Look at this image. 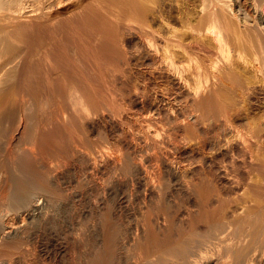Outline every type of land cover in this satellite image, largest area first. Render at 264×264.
<instances>
[{
	"label": "bare ground",
	"instance_id": "obj_1",
	"mask_svg": "<svg viewBox=\"0 0 264 264\" xmlns=\"http://www.w3.org/2000/svg\"><path fill=\"white\" fill-rule=\"evenodd\" d=\"M231 2L0 0V113L9 111L15 145L4 148L1 171L20 169L7 190L0 173V199L26 219L2 242L0 264H32L28 242L56 234L61 208L67 231L80 234L72 254L52 241L57 264H199L210 245L222 264H264V19H246ZM254 7L264 12V0ZM101 124L135 135L130 152L106 154ZM171 136L193 148L173 147ZM26 141L52 159L33 168ZM164 146L176 157L158 156ZM152 161L172 177L166 192ZM62 171L77 185L63 197L52 188ZM128 175L144 189L142 204L126 194ZM214 183L233 193L246 186L255 205L225 221ZM112 187L117 206L107 213L100 194ZM174 221L176 232L157 235Z\"/></svg>",
	"mask_w": 264,
	"mask_h": 264
},
{
	"label": "rangeland",
	"instance_id": "obj_2",
	"mask_svg": "<svg viewBox=\"0 0 264 264\" xmlns=\"http://www.w3.org/2000/svg\"><path fill=\"white\" fill-rule=\"evenodd\" d=\"M232 2V4H235V3H237L239 6L241 5V7H240V10L242 11H240L241 13H243V14H241V15H245L246 14V16H244L246 19H249V20H252L254 17H256V16H259V17H261L262 19H264V12H261L259 9H257L256 10V12H255V10H253V9H255V7H254V0H231ZM235 1V2H234ZM239 2V3H238ZM253 2V4H251ZM246 10V11H245ZM261 13H262V15H261ZM9 111L8 110H6V112L5 113H8ZM4 113V112H3ZM2 112L0 113V119H2L3 120V118L4 117H6V115L7 114H3ZM2 116H3V118H2ZM137 117V116H136ZM136 118H135V116H134V120H135ZM6 121H7V123H6ZM136 122H137V120H135ZM263 121V120H262ZM3 122H5L4 124H3ZM264 122V121H263ZM11 122H10V120H8V118H5V121L3 120V121H1L0 120V126H2V124L3 125H6V126H2V127H0V129L2 128L3 129V131H2V129L0 130V132L2 133H0V154L4 151H6V149H4V148H13L15 145H11V143L8 141L9 139V134H10V131L9 130H11V126H8V125H11L10 124ZM138 124V123H137ZM104 125V124H103ZM102 124L98 127L99 129H98V136L96 137V138H98V139H100V141L102 142V143H104V145L103 146H105V148L107 147V150L105 149V151H106V154L107 153H109V152H111V153H109L108 155H111V156H113V157H115L114 155H112V153L113 154H116V153H120L119 151L121 150V152L122 153H127L126 151H128L129 149L127 148V143H125V142H128L130 139H132V138H134L135 139V135H133V134H131V135H133V136H131L132 138H130V136H129V138L130 139H126V137H128V135H129V133L128 134H121L120 135V132L118 133V131H116V129L115 130H113V128H112V126H109V128L107 127L108 125H105L106 126V128H105V126H103ZM140 125H141V123H140ZM142 125H144V124H142ZM8 130H7V129ZM105 130V131H104ZM143 130V129H142ZM100 131V132H99ZM9 132V133H8ZM116 132V133H115ZM137 133V132H136ZM142 133H144L145 134V132L143 131V132H140V133H138L140 136H141V134ZM5 134H6V136H5ZM106 134V135H105ZM117 134H119V135H117ZM143 134V135H144ZM104 135V136H103ZM124 135H126L125 136V138L123 137ZM137 135V134H136ZM5 138H4V137ZM139 136V137H140ZM7 137V138H6ZM105 137L107 138V140L105 139ZM144 137V136H143ZM143 137H140L141 139L139 140V141H141L142 140V138ZM172 137V136H171ZM3 140H2V139ZM103 138V139H102ZM117 138H119V139H117ZM126 139L125 141H123L124 139ZM174 138V139H173ZM117 141H116V140ZM145 138H143V140H144ZM104 140V141H103ZM120 140H122V141H120ZM170 140H171V138H170ZM178 140H181V139H179V138H177V137H172V146L173 147H176V145L175 144H178V146L177 147H179L180 149H185V150H191L193 147V144L192 143H189L188 144V142L187 141H183V140H181L182 142H180V141H178ZM7 141V142H6ZM108 141H109V143H108ZM116 141V142H115ZM118 141H120V142H122V143H119ZM134 141H136V140H134ZM175 141V142H174ZM2 142V143H1ZM8 142H9V145L8 146H6L7 144H8ZM115 142V143H114ZM177 142V143H176ZM185 142V143H184ZM7 143V144H6ZM118 143V144H117ZM123 143H125V144H123ZM175 143V144H174ZM182 143V144H181ZM5 144V145H4ZM24 144V145H23ZM23 146L21 145V142H20V144H19V147H21L22 149L21 150H23L24 149V146L26 147H28V146H30V147H32L33 149H31L32 151H34L33 152V155H34V153H35V155H34V157H32V156H30V158L32 159V161H34L33 163H32V166H33V168H35V169H37L38 168V166L41 164V163H44V162H47L49 159H52V158H50L47 154L46 155H44V154H42L39 150H38V147L35 145V144H33L32 142H23ZM107 144H108V146H107ZM120 144V145H119ZM21 145V146H20ZM175 145V146H174ZM2 146H3V149H2ZM111 146H112V148H111ZM114 146L116 147V148H114ZM25 148V149H30V147H28V148ZM122 147V148H121ZM128 149H126V148ZM118 148H120L119 149V151L117 150ZM37 149V150H36ZM109 149H112V150H109ZM36 150V151H35ZM159 151L157 152V155L158 156H160V153L162 152V150H163V154H166V155H168L169 157H174L175 155H176V153H175V150L174 149H169L170 151H168L167 150V148L164 146V147H162L161 149H158ZM160 150H161V152H160ZM174 151V153H172L173 151ZM114 151V152H113ZM116 151V152H115ZM4 152H3V154H1L0 155V161L3 159V157L1 158V156H3L4 155ZM41 154H40V153ZM129 152H130V150H129ZM160 152V153H159ZM36 153H39L40 154V156H41V158H43V159H39L38 158V156H39V154H36ZM162 154V155H163ZM118 155V154H117ZM161 155V156H162ZM166 155H163V156H166ZM264 155V154H263ZM37 156V157H36ZM39 156V157H40ZM44 156V157H43ZM117 157V156H116ZM176 157V156H175ZM38 159V160H37ZM46 159V160H45ZM40 161V162H39ZM42 161V162H41ZM50 161V160H49ZM37 162H39V163H37ZM154 161H152V163H153ZM151 162L149 163V166H150V164H151V169H153L154 171L156 170V172H158L157 170H159V174H158V176L161 174V176H159V182H163L164 184H162V182L161 183H159V187L162 189H160V191L162 192H166L165 190L167 189V190H169L171 187H172V177L168 174V173H166V172H164L163 173V169H162V171H161V167L158 165V167H156L157 166V164L156 165H154V164H152ZM16 165V162H15V164H13V166H15ZM154 165V166H153ZM18 166V165H17ZM16 166V168H18L19 169V167H17ZM153 166V167H152ZM3 166H2V163L0 162V173H2V174H4V175H2V174H0V176L2 175V179H3V177H5L6 179H12V175H13V178H15L14 177V175H16V177L17 176H19V174H17V173H19V171H17V169L15 168V167H12L13 169H15V171L12 169L11 170V167H9L10 168V170L8 169V170H6V169H4L3 171H1L3 168H2ZM156 167V168H155ZM160 167V168H159ZM155 168V169H154ZM157 168H159V169H157ZM20 170V169H19ZM8 171V172H7ZM14 171V172H13ZM41 171H43V172H45V169L43 170H41ZM17 172V173H16ZM11 173V176L9 175ZM12 173H14V174H12ZM65 174V175H64ZM73 173L71 172V171H69V172H66L65 173V171H62V174H61V178L59 179L60 181H57V185H53V189H55L57 192H58V194L59 195H65L66 196V193L67 192H70L69 190L71 189V190H73V189H76L77 188V185L76 184H74L73 182L71 183V181L69 180V179H71L74 175H72ZM7 175V176H6ZM9 175V176H8ZM20 175H21V171H20ZM65 176V177H64ZM68 176H70V177H68ZM130 176V177H129ZM162 176H164V177H162ZM8 177V178H7ZM20 177V176H19ZM94 177L95 178H98V175H94ZM162 177V178H161ZM66 179V178H69L67 181L66 180H64V179ZM74 178V177H73ZM72 178V179H73ZM161 178V179H160ZM170 178V179H169ZM255 177H253L252 179H250V182L249 183H252V182H255V179H254ZM9 179L8 180H6L4 183H3V185H4V187L6 188V190L12 185V181H13V179L11 180L10 179V182H9ZM128 179H129V181H128V184L125 186L129 191H127L126 192V188H124L125 189V192H126V194H128V196H130L131 194V196H130V198H131V200H132V202H141V204H142V200H143V202H144V199L143 198H145L144 197V195L142 194V193H144V191H142L141 189H143L142 187H140L138 184H137V182H136V180L134 179V175L132 176V175H128ZM166 179L168 180L167 182H166ZM254 179V180H253ZM62 180H64V181H62ZM161 180V181H160ZM252 180V181H251ZM66 181V182H65ZM70 181V182H69ZM133 181H134V183H133ZM62 182L64 183V184H66L67 182H69V183H67L69 186H71V188H66L65 186L66 185H63L62 184ZM0 187H1V185H2V182H1V179H0ZM6 183H8V185L6 184ZM61 184V186H63L64 187V189H63V187H61V186H59ZM130 184V185H129ZM160 184H162V186L160 185ZM216 184L217 183H214V185H215V187H217V186H219V184L216 186ZM254 184V183H253ZM6 185V186H5ZM129 185V186H128ZM136 185H137V188H136ZM59 186V187H58ZM139 186V187H138ZM163 187V188H162ZM220 187V186H219ZM219 187H217L216 188V190L218 191V190H220V191H218L219 193H220V195L222 196V199L221 198H219L220 199V203H221V205H219V203L217 204H213V207H215V208H217L218 206H219V208L222 210H220V213L221 212H224V213H226V216H225V214H223L224 215V219H225V221H227L228 219V221H232L233 219H235V218H233V217H239L240 216V214H242L243 212H245V210H248V208L250 209V207H248V206H250L252 203V206H254L255 204V202H254V198H253V196L251 195V193H250V191L248 192V193H246V191H244V188H245V190L247 189L246 188V186L245 187H242V188H240L238 191H240V192H238V191H236V193H233L232 191H229L228 189H227V191H226V189H224L222 186L219 188ZM57 188V189H56ZM61 188V189H60ZM165 188V189H164ZM113 189V187L111 188V189H109V190H104V192L103 193H101L100 194V196L105 200V207L106 208H108L107 210H106V212L108 213L109 212V210H111V212H112V209L115 207V206H117V200L115 199V198H117V194H118V190H120V187H117V189H116V187H114V189ZM136 189H138V190H136ZM243 189V190H242ZM60 190V191H59ZM77 190V189H76ZM140 190V191H139ZM144 190V189H143ZM248 190V189H247ZM65 191V192H64ZM136 191H138L137 193H136ZM64 192V193H63ZM109 192V193H108ZM110 192H113V193H110ZM134 192L136 193L135 195H134ZM140 192V193H139ZM142 192V193H141ZM217 192V193H218ZM224 192V193H223ZM226 192H228V193H230V195L228 194V193H226ZM240 193V195L243 193V195H241V196H244L245 197V199H244V197H241L238 193ZM106 193H107V195H106ZM222 193V194H221ZM232 193V194H231ZM106 196H105V195ZM110 194V195H109ZM113 194H115L116 196L113 198ZM142 196L143 198L141 199V196H140V198H138L139 196ZM225 194H227V196H225ZM233 194H236V195H233ZM237 194H238V196H237ZM250 194V196H252V198L254 199L253 200V202H252V198L250 197V196H248ZM219 194H218V196H220ZM61 196H59L60 198H61ZM138 196V197H137ZM220 196V197H221ZM225 196V198L223 199V197ZM229 196H230V198H229ZM233 196H235V197H233ZM63 197V196H62ZM233 197V198H232ZM241 197V198H240ZM249 197V199H251V200H246V198H248ZM111 198H113V199H111ZM133 198V199H132ZM232 198V199H231ZM241 200H240V199ZM109 199V200H108ZM140 199H141V201H140ZM228 199L230 200V201H228ZM237 199H239L240 200V202H238L239 200H237ZM108 200V201H107ZM179 200H181L180 201V204H178V208H180L181 210H187V211H192V209L191 208H193L192 206H191V204L187 201V200H185V198H182V197H178V199H177V203H178V201ZM225 200V201H224ZM234 200V201H233ZM237 202H236V201ZM183 201V202H182ZM226 201H228V204L226 203ZM250 201H251V204H249L250 203ZM0 213H1V215H3V216H1V221L2 222H0V237H1V239L3 238H5L4 240L5 241H1L0 240V247L2 246V242H8L9 241V239H10V241L12 240V239H14L15 238V233H14V227L15 226H22V225H24V223H26V219L24 218V216H22L21 214H19L18 213V211L16 210V209H13V208H11V211H13V213L12 212H10V207H8L6 204L4 205L3 204V202H2V200L0 199ZM41 202H42V200H39L37 203L38 204H41ZM107 202V203H106ZM232 204H231V203ZM245 202H247V203H245ZM183 203V204H182ZM186 203H187V206H185L186 205ZM234 203V204H233ZM235 203H238V204H235ZM226 204H227V207L229 208H226ZM181 205V207H179ZM217 205V206H216ZM225 206L224 208H226V209H224L223 207H221V206ZM242 205H243V207H242ZM5 206L7 207V209H5ZM189 206H191L190 208H189ZM1 207H4V209L3 208H1ZM188 207V208H187ZM248 207V208H247ZM105 208V209H106ZM224 210H223V209ZM244 208H245V210H244ZM243 209V210H242ZM194 210V209H193ZM229 210V211H228ZM4 211H8V212H10V213H6V212H4ZM240 212V214H239V212ZM14 212H16V213H14ZM111 212H109V213H111ZM230 212H231V214L232 215H230ZM235 212H237V213H235ZM17 214V215H16ZM19 214V215H18ZM60 214H62V215H60ZM191 214H194L193 213V211L191 212ZM235 214H236V216H235ZM5 215V216H4ZM64 212H62V208H61V210H57V214H56V217H55V220H54V223H53V226H55L54 227V229H55V233L56 234H54V235H51V236H49L48 235V237L47 236H45V238L47 239H45L44 238V236H38L37 238L35 237L34 239H33V241L31 240V242L29 241L28 242V248H27V252L29 251L30 253V255L32 256V254H33V256H32V264H57V262L55 261V260H52L53 258H55V256H56V254H57V246H58V244H56L55 243V247L53 246V244H54V242H52L53 240H55V238H57L56 239V241H57V243H64V244H66L67 245V247H68V253L69 254H72L73 253V245L74 244H72L71 242V238H72V233H73V235H74V233L76 234L75 236H77V233H79L80 234V230H78V231H74V232H68L67 230H69L67 227H65V226H67L68 224V221H66V220H64L65 218H64ZM11 216V217H10ZM13 216V217H12ZM3 217V218H2ZM7 217V218H6ZM60 217H62V218H60ZM226 217H227V219H226ZM5 218V219H4ZM57 218V219H56ZM62 219V220H61ZM230 219H232V220H230ZM77 220V218L76 219H74L73 218V221H76ZM174 220H175V217H174ZM7 221V222H6ZM59 223H58V222ZM23 222V223H22ZM60 222L62 223H64L65 224V222H66V224L65 225H63V224H61L60 225ZM176 222H178V221H176ZM175 221H174V223L176 224H174L173 223V227L174 228H172V226H171V229H169V230H171L170 232L168 231V232H166L167 231V229H166V231L164 230V231H162V229H159V230H156V233H157V235L159 236V234H160V236L161 237H163V235H164V233H174V232H176L178 229L177 228H175V227H178V224H179V222L178 223H176ZM56 223V224H55ZM8 224V225H7ZM13 224V225H12ZM61 227H59V226ZM11 226V227H10ZM56 226H58L59 228H57L56 229ZM65 228V229H63V228ZM179 228H181V224L179 225ZM4 229H6V230H4ZM13 229V230H12ZM59 229H61L62 231H60V232H58L59 231ZM85 229H86V227H85ZM156 229V228H155ZM173 229V230H172ZM177 229V230H176ZM2 231V232H1ZM4 231V232H3ZM67 231V232H66ZM158 231V232H157ZM160 231H162V233L160 232ZM7 232H9V233H7ZM62 232V233H61ZM64 232V233H63ZM67 233H69V234H67ZM82 233H83V230H82V232H81V236H83L82 235ZM10 234H12L11 236H10ZM44 234V233H43ZM58 234V236H56ZM59 234L61 235V238H59ZM71 234V235H70ZM79 234H78V238H79ZM9 235V236H8ZM6 236V237H5ZM12 236H14V237H12ZM63 236H64V238H63ZM71 236V237H70ZM80 236V237H81ZM95 236V235H94ZM159 236V237H160ZM8 238V239H7ZM91 238V236L88 238L89 239V241L88 242H91L93 239H90ZM145 238V237H144ZM143 239V238H142ZM41 240V241H40ZM44 240V241H43ZM71 241V242H70ZM43 242V243H42ZM45 242V243H44ZM50 243H52V244H50ZM49 246V248H45L44 246ZM43 246V247H42ZM53 247H54V249H53ZM213 248H214V246H213ZM208 249V248H207ZM210 249L211 250H213L212 251V255H211V251H210ZM46 250H48V252H47V254H46ZM51 250H53L52 252V254L50 253L51 252ZM208 251V253L206 254L208 257H206V258H208V259H210V261L207 259V261L205 260V258H204V260H202L199 264H222L223 262H221V258H220V254H218V249H216V248H214V249H212V246L210 245V248H209V250H207ZM216 251V252H215ZM217 253V254H216ZM220 253V252H219ZM50 254V255H49ZM55 255V256H52V255ZM210 254V255H209ZM46 255V256H45ZM58 255V254H57ZM216 255H218V257L220 258H218ZM210 256L212 257V258H210ZM46 258V259H45ZM48 258V259H47ZM218 258V259H217ZM35 259V260H34ZM48 260H50V261H48ZM219 260V261H218ZM34 261V262H33ZM209 261V262H208ZM204 262V263H203ZM220 262V263H219Z\"/></svg>",
	"mask_w": 264,
	"mask_h": 264
}]
</instances>
